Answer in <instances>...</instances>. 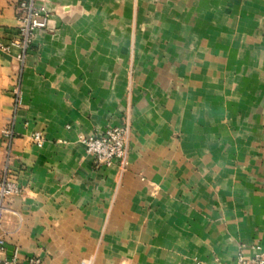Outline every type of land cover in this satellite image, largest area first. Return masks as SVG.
Wrapping results in <instances>:
<instances>
[{
	"label": "crops",
	"instance_id": "obj_1",
	"mask_svg": "<svg viewBox=\"0 0 264 264\" xmlns=\"http://www.w3.org/2000/svg\"><path fill=\"white\" fill-rule=\"evenodd\" d=\"M18 2L0 0V179L9 150L22 189L0 258L264 251V0H38L45 27L28 38ZM123 122L126 166L97 167L80 137Z\"/></svg>",
	"mask_w": 264,
	"mask_h": 264
},
{
	"label": "built area",
	"instance_id": "obj_2",
	"mask_svg": "<svg viewBox=\"0 0 264 264\" xmlns=\"http://www.w3.org/2000/svg\"><path fill=\"white\" fill-rule=\"evenodd\" d=\"M38 0H19L17 7V20L21 27L20 31L25 37L34 34L35 31L45 27V9L37 5ZM0 50L6 51L7 47L0 45ZM9 133L6 134V136ZM33 143L39 145L42 137L38 133L31 136ZM80 141L87 155L91 156L94 164L98 166L119 163L126 166L128 123L123 122L120 126L107 127L103 131L90 136H81ZM10 152L6 153V164L0 179V217L5 210L6 201L22 193L21 187L10 178ZM4 239L0 234V255L4 253ZM0 264H42L37 257L21 259L18 249L15 247L8 256L0 258ZM233 264H264V251L255 252L247 257L238 254Z\"/></svg>",
	"mask_w": 264,
	"mask_h": 264
}]
</instances>
